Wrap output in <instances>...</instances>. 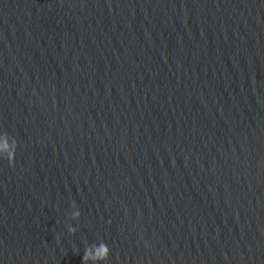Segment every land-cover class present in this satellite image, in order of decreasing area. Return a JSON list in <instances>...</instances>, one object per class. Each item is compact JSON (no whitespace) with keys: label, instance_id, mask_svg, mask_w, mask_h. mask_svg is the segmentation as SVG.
Wrapping results in <instances>:
<instances>
[{"label":"water","instance_id":"obj_1","mask_svg":"<svg viewBox=\"0 0 264 264\" xmlns=\"http://www.w3.org/2000/svg\"><path fill=\"white\" fill-rule=\"evenodd\" d=\"M101 241L264 264V0H0V264Z\"/></svg>","mask_w":264,"mask_h":264},{"label":"clouds","instance_id":"obj_2","mask_svg":"<svg viewBox=\"0 0 264 264\" xmlns=\"http://www.w3.org/2000/svg\"><path fill=\"white\" fill-rule=\"evenodd\" d=\"M15 155L16 152H11L6 158L10 166L14 165ZM72 206L78 208L74 201L72 203ZM73 216L74 218L79 219V217L81 216V212L79 211V209L78 211L73 213ZM67 230L72 234H75L76 232V228L72 225H68ZM76 252L78 254V249L76 250ZM109 254L110 248L105 242L101 241L99 244L93 243L85 248L84 254L82 256V264H89V262H91V264H99V262L106 261L109 258Z\"/></svg>","mask_w":264,"mask_h":264}]
</instances>
